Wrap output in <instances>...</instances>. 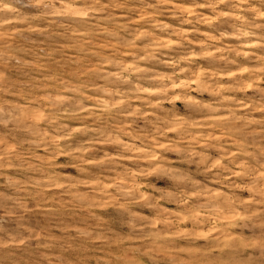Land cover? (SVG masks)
Returning a JSON list of instances; mask_svg holds the SVG:
<instances>
[{
	"label": "rangeland",
	"instance_id": "obj_1",
	"mask_svg": "<svg viewBox=\"0 0 264 264\" xmlns=\"http://www.w3.org/2000/svg\"><path fill=\"white\" fill-rule=\"evenodd\" d=\"M0 264H264V0H0Z\"/></svg>",
	"mask_w": 264,
	"mask_h": 264
}]
</instances>
